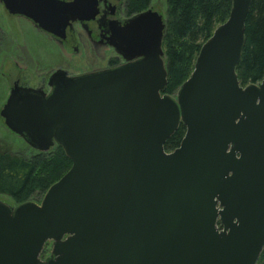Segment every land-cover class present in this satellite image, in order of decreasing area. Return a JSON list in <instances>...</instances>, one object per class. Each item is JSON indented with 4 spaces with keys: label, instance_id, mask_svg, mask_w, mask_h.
<instances>
[{
    "label": "water",
    "instance_id": "95a60500",
    "mask_svg": "<svg viewBox=\"0 0 264 264\" xmlns=\"http://www.w3.org/2000/svg\"><path fill=\"white\" fill-rule=\"evenodd\" d=\"M62 40L98 0H0ZM252 0H232L176 97L165 94L166 22L152 8L113 26L126 63L20 86L0 111L39 152L60 145L71 168L41 203L0 201V264H256L264 248V79L236 68ZM173 151L165 143L180 124ZM53 242L46 260L40 255Z\"/></svg>",
    "mask_w": 264,
    "mask_h": 264
},
{
    "label": "trees",
    "instance_id": "16d2710c",
    "mask_svg": "<svg viewBox=\"0 0 264 264\" xmlns=\"http://www.w3.org/2000/svg\"><path fill=\"white\" fill-rule=\"evenodd\" d=\"M129 13L145 11L151 0H126ZM232 0H167L163 50L167 67L164 92H178L191 76L202 44L224 23ZM236 72L246 86L264 79V0H252L245 24V44ZM186 133L181 123L165 143L167 151L177 148ZM72 166L60 145L39 152L33 159L12 153L0 145V194L24 200L35 192L44 193ZM256 264H264V248Z\"/></svg>",
    "mask_w": 264,
    "mask_h": 264
},
{
    "label": "rangeland",
    "instance_id": "374dc122",
    "mask_svg": "<svg viewBox=\"0 0 264 264\" xmlns=\"http://www.w3.org/2000/svg\"><path fill=\"white\" fill-rule=\"evenodd\" d=\"M150 8L162 14L166 20L167 0H151L146 10ZM75 29L78 33H82L83 38L86 37L85 30L78 29L76 26ZM59 41L60 39L38 29L27 18L10 14L0 2V111L8 98L10 87L17 78L30 87L44 90L45 86L40 83L41 80L47 79L50 72L63 69V65L71 71L81 73L94 68H113L121 63L115 56L117 51L109 47H101L99 50L96 47L88 46L85 49L80 47V50L76 52L72 48L71 39H69L67 50L63 49ZM47 87L49 89L48 83ZM176 94L177 92L169 95L176 97ZM0 145L28 159H33L39 153L6 126L1 114ZM45 193L35 192L24 200L0 194V201L10 206H17L28 201L41 203ZM52 247L53 242L48 240L41 252V260L51 256Z\"/></svg>",
    "mask_w": 264,
    "mask_h": 264
},
{
    "label": "flooded vegetation",
    "instance_id": "af4514ba",
    "mask_svg": "<svg viewBox=\"0 0 264 264\" xmlns=\"http://www.w3.org/2000/svg\"><path fill=\"white\" fill-rule=\"evenodd\" d=\"M133 15L135 14L130 15L129 11L127 10L126 0H98L97 12L95 16L90 20H77L72 22V24L69 25L66 30L65 38L60 40L59 42L62 44L63 49L67 50L69 39H71V41L73 42L72 48L73 50H76V52L77 50H80V47H83L85 49V47L88 48V46L96 47L97 50H99L101 47H109L115 50L114 47L110 45V37L112 36L111 29L115 25H124L125 22ZM75 26L78 29L80 28L86 31L85 38H83L81 32H77ZM50 36L53 37V35ZM115 56L118 58L119 62H121L120 65L127 62L122 55L116 53ZM62 67V70L66 71V73L71 76H78L86 73L104 70V68H94L90 71L78 73L69 70L68 68L64 67V65ZM52 72L48 74L47 79L43 78L40 82L45 86L43 90L44 92H49L50 90V88L48 89L47 87V83ZM15 83H18L20 86L30 87L29 85L25 84V82L22 83V80L20 78H17L16 80H14L13 85L10 87L9 91L12 89Z\"/></svg>",
    "mask_w": 264,
    "mask_h": 264
}]
</instances>
